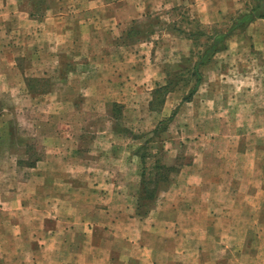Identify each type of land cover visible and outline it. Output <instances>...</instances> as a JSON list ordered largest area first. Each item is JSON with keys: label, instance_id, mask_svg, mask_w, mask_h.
<instances>
[{"label": "rangeland", "instance_id": "374dc122", "mask_svg": "<svg viewBox=\"0 0 264 264\" xmlns=\"http://www.w3.org/2000/svg\"><path fill=\"white\" fill-rule=\"evenodd\" d=\"M106 1L107 4L101 0L66 4L59 0H21V8L29 11L34 21L21 19L20 34L7 36L4 29L12 30L18 23L7 19L8 13L1 15L0 264H31L25 260L23 246L26 237L33 242L30 248L39 243L32 234L37 237L44 218L41 219L40 191L55 193L59 186L60 191H65L60 185L62 181L77 186L68 191H107L108 181L93 177L96 167L89 161L98 156L91 144L101 140L108 143L111 139L116 146L127 144L130 151L138 152V147L145 145V150L138 152L146 154L141 164L129 165L130 173L140 167L141 177L130 178L126 183L128 191L138 192L136 202L142 206L141 214H146L148 207L161 209L172 201V210L179 209L180 222H184L179 231L194 237L192 242L184 240L180 244L186 255L181 258L173 254L174 264H197L199 253H195L197 249L192 251L193 247L206 253L207 264H264V115L254 112V105L247 111L239 108V101L244 104L248 98L230 101L226 111L216 109V98L212 95L223 86L217 82H212L214 92L209 94V103L194 97L183 101L194 78L181 74L186 72L174 66L188 56L175 53L177 45L172 44L168 33L172 32V17L191 10L194 0H187L176 9H172V0L165 4L156 0L152 12L146 15L141 12L152 7L144 10L134 0ZM259 1L217 0L215 5L210 4V9L218 11L220 21L201 27L211 32L246 28V34L252 29L262 32V20L232 29L242 14L260 6ZM5 2L9 11H13L12 0ZM58 11L68 15L70 25L74 18H79L77 23L82 22L84 16L96 25L94 36L78 38L81 45L85 44L83 50L76 48L74 36H63L69 30L57 28L61 24L53 18ZM258 11L264 13L261 6ZM178 22L189 28L190 34L196 31L197 22L182 19ZM204 42V37L194 39L192 51H200ZM58 43L63 46L62 51H56ZM86 45L92 50H86ZM244 56V60L249 58ZM10 57H17V74L9 67ZM97 59L98 65H93L92 61ZM145 61L151 65L148 73L143 70ZM227 67L219 65L218 70L231 75ZM237 71L243 76L264 77V68L245 66ZM176 72L181 76L178 86L167 93L163 103L155 101L150 105L155 90ZM216 72L211 66L205 76L215 79ZM237 86L252 88L248 83L236 85L230 80L220 90L248 94ZM260 86L256 85L260 87L256 94H264V80ZM166 102L170 106L167 111L163 109ZM256 104L258 109L263 108L264 98ZM170 116L172 128L168 126L160 135H153L154 126ZM71 149L79 152L74 156L76 164L65 163L72 158ZM254 160L255 170L251 162ZM221 162L224 169H220ZM71 165L74 180L66 176L71 173L66 172ZM195 170H202L206 178L198 182L190 180V173ZM47 172L53 176L48 178L44 174ZM158 173L164 176L160 178ZM190 181L194 186H190ZM234 187L238 189L233 191ZM192 191H204L202 206L196 201L199 198H189ZM189 205L196 207L191 216L187 211ZM173 217L174 213L175 222ZM50 221L47 220V225L52 224Z\"/></svg>", "mask_w": 264, "mask_h": 264}, {"label": "crops", "instance_id": "0c3cea01", "mask_svg": "<svg viewBox=\"0 0 264 264\" xmlns=\"http://www.w3.org/2000/svg\"><path fill=\"white\" fill-rule=\"evenodd\" d=\"M5 1L6 0H0V20L1 15L8 13L9 17L7 19L16 21L18 25L14 26L12 30L4 29V33L7 32L6 36L9 35V33L20 34L19 27L21 19L26 20V22L29 20L34 21V19L29 16V11L21 8V0H12V3L14 4L13 11H9L8 3L6 4ZM72 1L86 3V0H59L60 3L65 2L66 4ZM101 1L104 3L107 2L106 0ZM126 1L131 2L132 0H125L124 2L126 3ZM134 2L138 5H143L144 10H148L152 7L149 11L141 12V15H146L148 12H152L153 5L156 4L157 1L134 0ZM186 2L187 0H172V9L173 7L176 9L178 6L185 5ZM194 2V5L193 1L190 4L192 11H181L172 17V32L168 33V36H172V44L175 43V45H177V47H174L175 53H182L187 56H189L193 50L192 47H194V45L192 43L194 39L190 37V29L185 26H180L181 24L178 21L182 19L183 21H187V23L190 21L199 22L200 25L202 24L201 26H204L203 24H207L211 21H220L217 14L218 11L215 9L213 12V10L210 9V4L215 5L217 0H194ZM108 3H110L109 0ZM165 3H168V0L161 1V4ZM104 17L103 21L107 19V16ZM109 17L111 18V16ZM56 18L59 20L57 23L61 24L58 25L57 28L62 26V28L69 30L64 31L63 33L66 34H63V36H66L67 34L74 36V41H76L77 44L76 48H79V50H83L85 44L82 43L81 45V41H77L78 38H84L87 35L94 36L95 34L96 25H93V23L90 20H87L85 16L81 19L83 21L80 23H77L79 18H72L74 21L72 25H70V21H67L69 19L65 12L58 11L53 19L56 20ZM260 20L264 21V17L255 18L252 23L248 24V26ZM104 25L106 26V24ZM2 26L3 25L0 23V36L3 32ZM247 30L248 29L246 28V30L232 31L226 39L225 48L217 52L209 63L201 67L202 81L198 86L197 91L192 96L195 100L199 98L201 101L205 100L207 103L210 102L208 99L209 94L214 92L211 87L212 82H217L218 85L223 84V88L225 87V82H230V80H233L236 85L244 82L250 84L252 88L243 89L240 86L237 87L242 88V92L246 91L248 94H240L237 90L229 93L228 90H220V88H222L220 85V88L215 90L217 93L212 95L216 98H212L216 100V109L226 111L227 104H231L230 101L235 103L242 98H248V102H245L244 104L239 101V108L241 107L247 111L252 105H254L252 106L254 112L264 115V107L258 109L256 104L258 99L264 98V94L255 93L258 88L260 89L264 77L262 76L257 79L253 78L251 74L243 76L237 71L238 68H244L245 66L264 68V61L262 60V58H264V44H262V41H264V31L260 32L252 29L249 34H246L245 32H247ZM39 34L45 35L44 32H40ZM14 37H16V35H14ZM59 44L60 43L57 44L56 51H62L61 49H63V46L60 47ZM0 48L1 51L3 48ZM85 49H88V51L92 50V48H88L87 45ZM188 53L190 54L188 55ZM242 55H245L244 57H249L247 58L249 60L242 59ZM255 55H257V59H253V56ZM16 59L17 57H10L8 63L9 67L12 68L14 72ZM98 60L99 59H97V62L93 60V65L96 64L97 66ZM105 61L106 60L103 59L102 63L104 64ZM146 62L147 61H145V63ZM153 62L155 61L153 60L150 63ZM182 64L183 61L181 64L176 63L174 66H179L178 68H180L182 67ZM219 65H227L228 71H230V73L232 72V74H226L224 72L226 70L219 71ZM149 66L151 67L149 62H147L143 68L144 73L149 72ZM211 66L217 70L215 79L205 76L206 69H209ZM158 71L159 69H157V73ZM15 74L17 73L15 72ZM101 78L103 77H100V79ZM156 78L157 77H154L152 79L154 83ZM148 79L150 78L148 77ZM16 82L17 81H15V83ZM258 84L260 87L256 88V85ZM152 99L153 97L150 98V102ZM117 101L123 102L119 99ZM168 104L169 103L166 102L164 105L163 109L165 111L170 107ZM205 110L209 111V109ZM171 123L172 122L170 121L168 124L169 128H172ZM72 145H74V143H72ZM91 145L94 147L95 152H98V156L94 155L91 160H87H90V163H95V176L93 177L99 181H108L107 191H68L69 189H77V186L74 184H68V182L64 181H62L60 185L64 186L62 188H65V191H60V186L58 187L59 191H56L55 193H52L53 191H40L42 201L40 209L42 213L41 219L43 216L44 218L41 222L39 221L40 229L38 230L39 233L37 237L32 234V237L34 239L37 238L39 243H37L35 248H30V243L33 242L30 239L31 237H26L28 239L23 246L25 249L24 256H26L25 260L30 261L31 264H174L173 261L176 257L173 256V254L177 257H185L186 254L183 252L184 248L181 247L180 244L185 243L184 240L190 243L194 237L192 235L188 237L186 233L183 234L179 231V228H183L184 223L182 221L180 222L181 219H179L180 210H172V201H170L161 209L148 207L145 209L146 214H141V205L136 202L138 192L128 191V187L126 186L128 180L130 178L136 179L141 177L139 165L144 158L142 159L138 152L128 150L127 144L116 146V142L112 139L108 143L101 140L97 142L95 141ZM143 146L144 145H142V147ZM98 148L103 151L101 152ZM71 152L72 158H68L65 163H78L74 157L76 156V153H79L78 150L75 149L74 151L71 149ZM168 152L171 153L172 149H169ZM79 158L80 157H78V159ZM48 162L49 159L47 158L46 163L49 164ZM251 162L253 163L255 170V165H257V163L255 160ZM130 164H139L138 170L134 169L131 171L132 173H130ZM190 165H194V163L190 162ZM46 168L49 170V165ZM220 169H224L222 162ZM73 170L74 168L72 165L67 166L66 172L71 173H68L66 176L72 178V180H74L73 178L76 176ZM238 170L239 173L241 171L244 172L242 169H234V172H237ZM44 174L45 176H48V178L53 176L52 173H50V175L48 172ZM65 174L66 173H64V175ZM190 174L191 176H189V178L190 180L192 178L194 182H198V180L202 181V179L206 178L202 173V170L199 172L195 170ZM58 175L59 174L56 173V176ZM59 179L61 180L62 178L59 177ZM166 179H169V175ZM189 184L190 186H194L192 181H190ZM114 187L120 188V190L115 191ZM237 189L238 187H234L233 191ZM192 192V196H189V198H199V200H195L197 203H201L199 206H202L204 191ZM169 193L170 191H168V194ZM157 195H160V193ZM24 207L26 206H23L22 208ZM194 208L196 207L189 205L187 211L190 216L191 212L195 211ZM204 209L205 208H203L202 211H204ZM172 213H174L173 218H175V222L172 221ZM46 219L48 221L52 220L50 221L52 224L47 225ZM195 249H197L195 253H199L196 255L197 264H207L208 261L204 259V257L207 256L205 255L206 253H204L202 249L199 250L197 247H193L192 251H195Z\"/></svg>", "mask_w": 264, "mask_h": 264}, {"label": "trees", "instance_id": "16d2710c", "mask_svg": "<svg viewBox=\"0 0 264 264\" xmlns=\"http://www.w3.org/2000/svg\"><path fill=\"white\" fill-rule=\"evenodd\" d=\"M261 2V0L259 1ZM260 6L257 5V7L253 8L252 10L248 11V13H244L240 16L238 21L233 25V28L237 27H244L245 25L251 23L255 18L257 17H264V13H260L258 11V8ZM196 31L194 33L190 34V37L197 40L199 37H204L205 42L201 48L200 51L196 52L192 51L191 54L188 57H185L183 59V64H182V72L186 73H181V74H189L191 77L194 78V83L192 87L189 89L188 93L183 97V101H190L192 96L195 94V92L198 89V86L200 85L202 81V71L200 70L203 65H206L209 63L214 55L221 51L222 49L225 48L226 46V39L230 35V33L233 30L230 31H221L218 29L211 31H208L207 29L201 27L200 23H196ZM182 75V76H184ZM180 73H175L174 76H172V79L168 80L165 85L158 87V89L155 90L154 92V98L151 100L150 105L153 106L155 101L163 103L166 95L169 91L174 90L177 86L179 81L181 80ZM175 111L173 112V114ZM172 114V116H173ZM172 116L169 118H166L164 120H161L151 131L153 135L158 136L162 131L167 129L168 124L170 123ZM138 137V136H136ZM145 145L142 147H138L139 151H144ZM138 151V152H139ZM141 158H145L146 154L142 153ZM144 160V159H143ZM32 166V165H31ZM160 168V166H158ZM172 167L167 168V170H171ZM161 169V168H160ZM160 178L164 176L163 173H158Z\"/></svg>", "mask_w": 264, "mask_h": 264}, {"label": "flooded vegetation", "instance_id": "af4514ba", "mask_svg": "<svg viewBox=\"0 0 264 264\" xmlns=\"http://www.w3.org/2000/svg\"><path fill=\"white\" fill-rule=\"evenodd\" d=\"M260 6L264 9V0H261Z\"/></svg>", "mask_w": 264, "mask_h": 264}]
</instances>
